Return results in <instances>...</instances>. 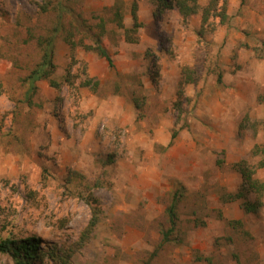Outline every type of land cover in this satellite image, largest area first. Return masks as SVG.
Wrapping results in <instances>:
<instances>
[{
	"label": "rangeland",
	"instance_id": "obj_1",
	"mask_svg": "<svg viewBox=\"0 0 264 264\" xmlns=\"http://www.w3.org/2000/svg\"><path fill=\"white\" fill-rule=\"evenodd\" d=\"M196 1L182 17L137 0L135 28L133 0H0V240L35 238L42 264H264V189L245 212L259 194L238 171L264 184V0L207 21Z\"/></svg>",
	"mask_w": 264,
	"mask_h": 264
},
{
	"label": "trees",
	"instance_id": "obj_2",
	"mask_svg": "<svg viewBox=\"0 0 264 264\" xmlns=\"http://www.w3.org/2000/svg\"><path fill=\"white\" fill-rule=\"evenodd\" d=\"M153 2L155 7L159 8L160 10H172L175 8L180 16L187 17L192 16L198 12V4L196 0H150ZM225 2V0H222ZM137 0H133L132 7H131V16L132 20L134 22V27L138 28L140 27V24L137 20ZM219 0H209L208 5L206 8H204L203 11H201V17L202 21H207L208 18L211 16V12L215 11V7L218 4ZM223 6V5H222ZM221 21H224L225 15H220ZM52 39L47 41L46 43H43L42 47V55L40 62L36 65V67L30 72V74L27 76V81L29 82V87L32 90H35V83L40 80H45L49 78V75L51 74L54 65L52 62L53 58V48H52ZM95 49L97 50V54L104 58L110 67H113L112 59L108 55V53L100 46L98 40L95 41L94 44ZM221 76L218 75L217 82L220 83ZM92 80L87 79L84 80L81 85L82 86H91ZM52 86L54 88H58V84L56 82H51ZM97 85V83L93 84L92 86ZM28 88V91H30ZM29 95V92H27ZM172 139L175 138V133L171 136ZM253 156H261L257 167L264 168V144L263 145H255L252 150ZM238 171L241 174L242 177V188L241 189H247L248 192H256L259 194L258 201L255 203H246L243 205L245 212H256L259 207H261L260 202V191L264 189V184L260 183L258 180H255L253 178V171L248 169L247 165L245 164H238ZM241 189L239 192L234 194L232 198L234 199H240L241 196H244L241 194ZM181 196V192L177 191L174 192L172 195L171 203L169 207L166 210V214L168 215L170 228L169 230L163 232V242H167L169 240V235L175 230L176 225V206L177 202L179 201V197ZM90 199H93L91 194H89V198H84V202L86 204L90 203ZM93 202L90 203H96V200H92ZM92 211H94L95 207L94 205L91 206ZM96 218H98V213L94 214V219H92L89 223V227H93L96 225L97 222H95ZM0 254L9 255L14 264H42V250L39 246V243L35 238H24V239H4L0 240Z\"/></svg>",
	"mask_w": 264,
	"mask_h": 264
}]
</instances>
